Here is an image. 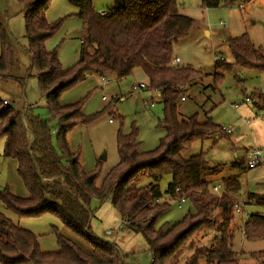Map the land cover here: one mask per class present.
I'll return each instance as SVG.
<instances>
[{
	"label": "trees",
	"instance_id": "trees-1",
	"mask_svg": "<svg viewBox=\"0 0 264 264\" xmlns=\"http://www.w3.org/2000/svg\"><path fill=\"white\" fill-rule=\"evenodd\" d=\"M17 1L23 6L27 45L15 41L0 17V80L22 83L20 58L27 56L29 67L36 71L39 90L45 96L54 126L29 115V107L22 115L0 99L2 157L15 161V174L27 192L26 197H18L5 186L0 189V202L18 217L54 216L66 230L87 241L91 252L84 253L56 229L53 231L58 250L41 252L33 234L0 213V264H121L118 251L91 233L89 203L92 198L100 204L110 202L119 218L129 225L126 228L141 234L151 253L152 264H199L201 261L239 264L238 255L232 251L236 230L233 204L227 196L209 195L206 180L222 166H210L202 153L188 159L182 157L194 142L227 136L208 119L198 122L195 117L179 118L178 100L204 77L190 67L170 66L172 48L189 34L193 20L180 13L175 0H114V8L103 13L95 12L89 0H67L76 9L86 35L81 40L78 61L64 70L56 49L47 51L44 46L63 22V19L47 22L45 13L51 0ZM201 1L205 8H215L221 2L225 7L241 10L256 0ZM228 47L233 66L264 71V56L246 34L228 39ZM231 66L214 61L215 83ZM134 69L143 71L148 89L156 90L162 103V119L157 128L164 136L157 148L140 152L137 129L131 127L127 134L119 130L116 135L118 163L96 186L97 173L87 172L80 166L79 155L69 152L66 136L77 125L91 124L99 113L85 116L81 113V102L62 106L59 97L88 75L123 79ZM249 96L254 108H264V94L254 92ZM53 136L64 162L52 146ZM164 175H169L171 180L161 192L159 182ZM234 180L237 185L238 180ZM231 190L237 192L238 185ZM163 197L173 201L184 197L188 211L175 224L156 228L158 219L169 209L166 201L159 203ZM248 200L251 205L264 209V194H249ZM211 229L217 233L214 243L199 247L198 239ZM244 232L247 241L264 239V215H250Z\"/></svg>",
	"mask_w": 264,
	"mask_h": 264
},
{
	"label": "rangeland",
	"instance_id": "rangeland-1",
	"mask_svg": "<svg viewBox=\"0 0 264 264\" xmlns=\"http://www.w3.org/2000/svg\"><path fill=\"white\" fill-rule=\"evenodd\" d=\"M89 1L97 13L106 12L115 6L114 0ZM175 2L180 12L191 18L194 24L189 34L172 48V57L180 60V63L174 66L190 67L204 75L199 82L187 89L184 101L178 100L179 118L184 120L195 117L198 122L208 119L219 128L233 129L232 133L221 139H218L217 135L202 142H194L189 150L182 153V157L188 159L202 153L210 166L221 165L218 173L206 177L209 195L214 198L227 196L232 204H245L243 210L248 217L253 214L263 216L264 209L251 205L249 200L246 202V198L249 194H264V166L247 169L245 154L258 146L264 156V144H256L257 140L263 142L264 136L250 129L257 120L250 117L264 113V108L256 109L251 102L245 106L241 101L247 93L264 94V71L233 66L234 59L229 51L228 38L234 39L246 34L251 44L260 49L264 56V0H256L241 10L223 5L205 8L201 0ZM0 17L15 41L26 46L23 6L17 0H0ZM45 18L48 23L63 19L61 27L44 46L47 51L56 49L62 69L72 68L78 61L81 40L86 35V28L76 16V9L67 0H51ZM215 58L232 65L221 73L222 78L218 83L214 81ZM20 66L21 78L24 81L19 84L0 80V99L6 100L22 115L29 107V115L48 121L49 126L53 127L54 122L46 108L45 96L39 90L36 71L34 67H29L27 56H21ZM103 79L107 83L101 86L102 78L99 75H88L84 81L65 90L59 97V104L62 106L81 102V113L85 116L99 113L91 124L77 125L66 136L69 152L79 155L80 166L87 172L97 173L96 186L100 185L105 175L118 163L116 135L119 130L122 134H127L131 127L137 129L140 152L154 150L164 136V132L157 128L158 121L162 119V103L157 94L148 89L147 78L142 70L134 69L123 79H117L115 76H105ZM140 84L146 88L139 91L137 87ZM102 96L107 100L102 101ZM247 97L250 99L249 95ZM234 104L239 105V111L232 109L231 105ZM246 107L252 115H244ZM246 119H249L251 125L246 123ZM257 121L264 125V119ZM215 140L217 141L214 143ZM2 144L4 145V139H0V148ZM52 146L64 162L65 158L61 155L55 136L52 137ZM234 163L240 166H234ZM15 168V161L1 159L0 155V189L8 185L14 195L22 197L23 194V197H26L27 192L16 176ZM234 179L238 180L237 192L231 190L237 186ZM170 180L169 175L162 177L159 182L161 192L165 191ZM214 185L219 186L217 192L210 189ZM164 201L169 204V209L158 219L156 228L175 224L182 220L188 211L187 202L178 207L177 202L164 197L159 203ZM89 207L92 211L89 223L92 235L117 250L121 264H152L151 253L141 234L126 228L129 225H125L126 221L119 218L110 202L100 204L97 199L92 198ZM0 213L20 229L33 234L41 252L52 253L58 250L54 229L84 253L91 252L87 241L66 230L54 216L47 214L37 218L18 217L8 211L1 202ZM242 225L240 216L236 214L233 220L236 230L232 251L238 255L239 264H264V239H243ZM216 234L215 229L208 230L198 239V246L212 245ZM199 264L206 263L201 261Z\"/></svg>",
	"mask_w": 264,
	"mask_h": 264
},
{
	"label": "built area",
	"instance_id": "built-area-1",
	"mask_svg": "<svg viewBox=\"0 0 264 264\" xmlns=\"http://www.w3.org/2000/svg\"><path fill=\"white\" fill-rule=\"evenodd\" d=\"M203 1H207V0H203ZM179 63V59L177 58H173L171 60V63L170 65L174 66V65H177ZM106 83V80L102 78L101 80V83L100 85L103 86L104 84ZM138 90H142V89H145L146 87L143 85V84H140L138 87ZM154 93H156V90H152ZM157 94V93H156ZM102 101H106L107 98L105 96H102L101 98ZM181 101L184 100V98H181L180 99ZM245 102L249 103L250 100L249 98H245L244 100ZM3 104L4 105H8L9 103L6 101V100H3ZM153 105L151 104L150 107H152ZM234 108L236 109L237 107L234 106ZM258 118L259 119H264V113L258 115ZM223 132H225V134H230L232 133V129L229 128V129H222ZM245 161H246V167L247 169H254L260 165H263L264 166V156H263V153L262 151L259 149V148H251L248 152H246L245 154ZM218 188L219 186L216 185L212 188V190L214 192H217L218 191ZM157 202V201H155ZM175 202H177L178 204V207L181 206V204L185 203L186 202V199L184 197L176 200ZM244 205L243 203H238V202H234L233 203V210H234V214L236 215H239L240 218H241V224H243V229L241 231V235H242V238L245 239V232H244V225L247 224V222L249 221V217L247 216V214L244 213ZM152 206V205H150Z\"/></svg>",
	"mask_w": 264,
	"mask_h": 264
},
{
	"label": "crops",
	"instance_id": "crops-1",
	"mask_svg": "<svg viewBox=\"0 0 264 264\" xmlns=\"http://www.w3.org/2000/svg\"><path fill=\"white\" fill-rule=\"evenodd\" d=\"M218 6H222V5H221V2L218 4ZM218 6H217V7H218ZM234 8H235V7H234ZM236 8H237V7H236ZM179 11H180V10H179ZM101 13H103V12H101ZM180 13H181V12H180ZM181 14H182V13H181ZM193 24H194V21H193ZM199 28H200V27H199ZM199 28H197L198 31H199ZM203 31L205 32L206 29H203ZM228 39H230V38H228ZM177 59H178V58H177ZM215 60H216V58H215ZM215 60H214V61H215ZM179 63H180V60H179ZM179 63H178V64H179ZM106 83H107V81H106ZM106 83H105V84H106ZM105 84H104V85H105ZM145 87H146V86H145ZM249 94H250V93H247L246 96L244 97V99L241 101V103L244 104L245 106H246L247 102H245L244 100H245V98H248L247 96H248ZM184 100H185V98H184ZM184 100H183V101H184ZM250 102H251V100H250ZM250 102H249V103H250ZM234 106H236L237 108L235 109ZM231 107H232L233 110H235V111L238 110V111H239V105H235V104H234V105H231ZM243 113H244V115H248V116L252 115L251 112L247 109V107H246V111H244ZM241 115H242V114H241ZM242 116H243V115H242ZM250 118H252V119H257V120H261V119L258 118V116H256V117L251 116ZM246 120H247L246 123H249V122H250L249 119H246ZM257 120L254 122V124H253L254 126L251 125V123H249V124L251 125V127H250V126H249V127H250L251 130L258 131L259 134H262V135L264 136V134H263V131H264V125L261 124V123H259ZM249 124H248V125H249ZM254 127H255V128H254ZM221 129H229V128H223V127H221ZM231 129H232V128H231ZM232 130H233V129H232ZM235 132H237V129H235ZM227 135H229V134H227ZM255 141H256V139H255ZM214 142H215V141H214ZM256 144H260V145H261V144H264V140H263V142L257 140V143H256ZM2 145H3V144H2ZM2 145H1V148H0L1 159H3V157H2V152H3V150H2ZM3 146H4V145H3ZM255 148H259V149H260V147H258V146H255ZM248 151H249V150H248ZM248 151H247V152H248ZM7 168H8V167H7ZM13 170H14V164H13ZM7 184H8V183H7ZM6 186L8 187V185H6ZM214 186H216V185H214ZM10 190H11V187H10ZM11 192H13V191L11 190ZM21 196L23 197L24 195L22 194Z\"/></svg>",
	"mask_w": 264,
	"mask_h": 264
},
{
	"label": "water",
	"instance_id": "water-1",
	"mask_svg": "<svg viewBox=\"0 0 264 264\" xmlns=\"http://www.w3.org/2000/svg\"><path fill=\"white\" fill-rule=\"evenodd\" d=\"M102 159H104V157H102Z\"/></svg>",
	"mask_w": 264,
	"mask_h": 264
}]
</instances>
